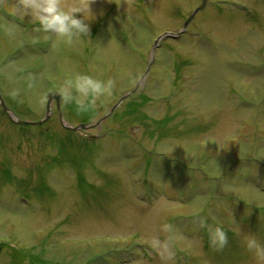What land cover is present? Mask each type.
<instances>
[{
    "label": "rangeland",
    "instance_id": "1",
    "mask_svg": "<svg viewBox=\"0 0 264 264\" xmlns=\"http://www.w3.org/2000/svg\"><path fill=\"white\" fill-rule=\"evenodd\" d=\"M201 1L60 0L95 17L69 40L0 0L4 104L36 121L60 94L41 127L0 108V264H257L242 238L264 242V0H207L152 55ZM78 73L111 92L66 103Z\"/></svg>",
    "mask_w": 264,
    "mask_h": 264
},
{
    "label": "clouds",
    "instance_id": "2",
    "mask_svg": "<svg viewBox=\"0 0 264 264\" xmlns=\"http://www.w3.org/2000/svg\"><path fill=\"white\" fill-rule=\"evenodd\" d=\"M25 11H31L33 17L39 21L44 30H52L58 35L71 40L73 34H87L90 32L88 21L94 19L90 9V3L85 5H73L65 10L60 0H23ZM76 13L81 15L77 16ZM113 81L94 78L87 74H76L73 79L66 80L61 86V92L66 103L72 102L79 93V103L83 104V98L89 95L99 97L110 93ZM201 226L207 229L209 242L217 248H223L228 242V236L224 228L219 225L208 224L202 220ZM170 226L165 225V228ZM245 247L254 254L257 264H264V242L252 234L243 235Z\"/></svg>",
    "mask_w": 264,
    "mask_h": 264
},
{
    "label": "water",
    "instance_id": "3",
    "mask_svg": "<svg viewBox=\"0 0 264 264\" xmlns=\"http://www.w3.org/2000/svg\"><path fill=\"white\" fill-rule=\"evenodd\" d=\"M206 4V0H202L201 1V4L187 17V19L185 20L184 24H183V29H185L186 25L190 22V20L194 17V15L200 11L201 9L204 8ZM181 30V31H182ZM181 32H178L176 34H173V33H164L162 36H178ZM162 36H159L157 38V40L154 42V45H153V51H152V55H153V52H154V49H155V45H157V42H158V39ZM152 60H153V56H152ZM151 62L148 63L147 65V69L149 68ZM127 95V94H126ZM125 96V95H124ZM52 99H55L56 103H57V108H58V99H59V95L57 93H49L48 94V100H47V104H46V112H45V115L42 119L38 120V121H26V120H20L18 119L11 111H9V109L6 107V105L4 104L1 96H0V106L2 107V109L5 111V113L7 114V116L9 117L10 120H12L13 122L15 123H18V124H23V125H26V124H34V125H39V124H42L46 121V119L48 118L49 114H50V102ZM120 101V100H119ZM118 101V102H119ZM117 104V103H116ZM116 104L114 106H116ZM63 125L65 127H67L68 129H71V130H78L79 128H82L84 127L85 125L84 124H80L78 126H69V125H65L63 123Z\"/></svg>",
    "mask_w": 264,
    "mask_h": 264
},
{
    "label": "flooded vegetation",
    "instance_id": "4",
    "mask_svg": "<svg viewBox=\"0 0 264 264\" xmlns=\"http://www.w3.org/2000/svg\"><path fill=\"white\" fill-rule=\"evenodd\" d=\"M3 250V247H1V245H0V252Z\"/></svg>",
    "mask_w": 264,
    "mask_h": 264
},
{
    "label": "trees",
    "instance_id": "5",
    "mask_svg": "<svg viewBox=\"0 0 264 264\" xmlns=\"http://www.w3.org/2000/svg\"><path fill=\"white\" fill-rule=\"evenodd\" d=\"M36 259H38V258H36Z\"/></svg>",
    "mask_w": 264,
    "mask_h": 264
}]
</instances>
